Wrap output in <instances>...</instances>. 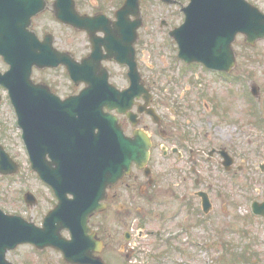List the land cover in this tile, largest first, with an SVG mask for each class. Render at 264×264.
I'll use <instances>...</instances> for the list:
<instances>
[{
    "label": "rangeland",
    "instance_id": "1",
    "mask_svg": "<svg viewBox=\"0 0 264 264\" xmlns=\"http://www.w3.org/2000/svg\"><path fill=\"white\" fill-rule=\"evenodd\" d=\"M81 1L86 3L85 0ZM116 1L111 0L110 4ZM176 2L165 4L159 0H142L143 25L136 44L139 67L148 81L154 83L155 97L167 103L164 107L165 113L169 114L168 108L173 106L176 113L179 109L186 114L183 123L188 124L189 121L190 130L199 134L197 147L206 145L203 139L209 134L212 143L223 144L236 155V163L241 170L235 168L225 174L212 163L207 175L214 187L211 197L215 207L209 217L201 221V216L193 215L190 224L184 225L187 228L184 231L180 229L182 221L176 227L167 224L173 228L171 241H162L161 237L165 235L166 229L161 231L160 237L141 238L133 252L134 256L129 259L125 256L129 248L122 238V228L116 225L114 219L123 215L122 207H119L116 215L114 212L100 214L99 236L105 242L102 251L104 262L264 264V219L251 212L252 201L264 200V171L261 172L259 168L264 159V96L259 102L263 111L262 115H259L262 120H259L252 111L254 99L248 94V84L252 78L260 77L264 82V75L261 74L264 72V42H258L253 47L245 45L240 39L234 42L238 61L231 75L241 74L243 80L238 82H229L228 78L224 81L216 79L199 64L184 67L176 56L177 50L173 40L167 35V30L182 23L183 13L180 8L181 5H186L188 0ZM89 6L90 8L83 7L96 8L95 3ZM36 21L35 27L53 33L58 48L72 51L77 56L87 47L82 34L77 30L55 24L46 15L38 17ZM112 66L115 74H120V66ZM35 76L48 83L57 82V91L62 94L72 90L61 68L36 73ZM0 94V142L20 167L12 176H0V207L6 212H19L31 219V208L25 207L22 195L25 191H35L42 196L44 188L36 176H32L20 131L15 124L14 111L3 92L0 91ZM205 100H221L225 108L224 116L212 110L210 121H207ZM193 125L196 128H193ZM203 161L204 158L199 162V167L206 166ZM217 190L221 191L219 198L216 196ZM41 201L42 205H46V198L41 197ZM42 205L36 209H41ZM151 228L161 229V226L155 222ZM112 229L114 232L111 234ZM7 258L14 264H67L61 259L58 251L51 248L39 254L35 253L29 244L17 246L7 254Z\"/></svg>",
    "mask_w": 264,
    "mask_h": 264
},
{
    "label": "flooded vegetation",
    "instance_id": "2",
    "mask_svg": "<svg viewBox=\"0 0 264 264\" xmlns=\"http://www.w3.org/2000/svg\"><path fill=\"white\" fill-rule=\"evenodd\" d=\"M45 1L47 3L45 8L33 17L30 25V29H34L40 38H43L47 31L35 27L36 18L40 15H46L52 20L55 19L52 11L53 0ZM85 1L89 5H94L95 3L96 8L89 9L90 6L85 2L75 0V8L79 13L88 15L102 13L110 19L114 18L116 7L115 3L110 4L111 0ZM246 1L264 11V0ZM83 6H88L89 8ZM142 13L144 12L142 11ZM55 22L58 25L75 30L71 26L64 25L57 20ZM76 30L82 34L81 37L87 47L79 52L77 56L72 51L70 53L81 59L89 53L91 45L88 34L84 30ZM95 34L99 37L103 36L100 31H96ZM238 36L242 37L243 40V35L238 34ZM259 42H264V40ZM136 44L134 60L141 78L138 84L143 85L146 92L139 93L130 101L117 98V96H112L111 94H108L107 98L98 100V103L102 104L103 112L115 116V120H107L105 116H99L101 118L98 124L101 131L98 128L94 130V139L97 142L95 146V168L91 172H84L78 181L72 179L61 168H59L60 172L54 174L53 171L56 165L51 163L52 157L50 153H72L77 151L80 126L71 117L66 119V112L71 111L68 108H73L72 101L66 99V97L79 93L85 87V84L70 82L69 86L72 87V90L62 94L57 91V82L48 83L35 76L36 73L51 69L35 68L32 73V78L35 82L46 83L50 88L49 90L61 100L47 99L45 105L49 106L45 109V113L50 116H53L50 113H55L56 115L54 116L56 118H50L46 123L45 133L32 137L33 147L37 150L41 148L36 144L37 138H46L44 141V148L47 151L46 177L51 183H45L37 179L43 186L44 191L42 196L36 194L34 190L35 193L31 191V221L41 225L43 218L57 208L53 219H51L53 224H58L59 221L56 219L65 214L88 215L89 226L94 231L95 237L100 238V214L114 212L116 215L120 210L119 207H122L123 215L114 219L117 222L116 225L122 228V238L128 245L129 251L125 254L128 259L136 249L139 239L152 236L160 237L161 231L166 229L165 235L167 238H165V235H162L161 238L162 241L168 242L173 237L171 235V230L173 229L171 226L176 227L182 221L180 229L184 231V229H187L184 225L190 224L193 215L201 216V221L202 218L206 220L209 217L215 207V202L211 197L214 187L209 182V176L207 175L212 163L215 168L222 169L225 174L230 173L235 168L241 170V167L236 163V155L232 154L227 146L217 144V142L212 143L209 134L203 139L206 145L197 147L196 140L199 139V134L190 130L189 121H187L188 124L183 123L186 114L182 110L178 109L176 113L173 106H169L168 110L170 113H165L164 107L167 106V103L163 99L155 97L154 90L156 89L154 83L152 82L151 84L148 81L139 67ZM102 50L104 51V47H102ZM235 56L237 62L238 57L237 55ZM102 63L106 66L108 83L119 90L125 89L129 84L128 67L114 61L103 60ZM113 64L120 66L122 70L120 74H115ZM201 68L221 81L228 77L225 72L213 73V71L203 66ZM63 70L65 71V69ZM261 74L264 75V72H261ZM63 75L66 77L65 73ZM242 77L241 74H237L232 76V81H241L243 80ZM250 82L255 84L254 91L256 93L253 95V108H255L256 104L260 105L259 102L264 96V82L261 81L260 77L252 78ZM170 100L171 102L173 101L172 99ZM218 101H204L207 121H210L212 110L216 114L224 116V105L221 100ZM81 103L82 101L79 102V107L76 110L81 109ZM112 104L118 106L116 108L119 110L117 111L115 107H108V105ZM257 112L258 114L259 112L263 113V111ZM193 128H196L195 125H193ZM68 137L70 140H68ZM145 140L150 142L147 159H143L140 152L135 153V156L131 155L132 147L137 148L139 146L142 148ZM110 149L111 155L108 157L112 159V163L110 166H104L102 162L106 157V152L110 151ZM225 152L234 160L230 170H226ZM203 158V162L206 163L204 168L199 167V162ZM127 161H129L128 165ZM31 172L32 176L37 177L35 171L31 170ZM197 192H205L210 200L207 213L203 211L201 196L199 197ZM216 196L219 198L221 191L217 190ZM41 197L47 199L46 205H42ZM41 205V209H36L37 206ZM155 222L161 226V229L156 228L153 230L151 228V225ZM113 232L114 229L111 230V234ZM61 233L69 236L66 230H62ZM103 245L105 247L104 242ZM33 251L36 253L35 248H33Z\"/></svg>",
    "mask_w": 264,
    "mask_h": 264
},
{
    "label": "water",
    "instance_id": "3",
    "mask_svg": "<svg viewBox=\"0 0 264 264\" xmlns=\"http://www.w3.org/2000/svg\"><path fill=\"white\" fill-rule=\"evenodd\" d=\"M42 2L43 0H0V55L11 65L0 82L8 88L10 99L16 107L18 122L23 131L22 138L25 141L30 162L31 131L41 134L45 123V106L31 98L32 83L29 79L31 67L33 65L57 66L63 63L74 80L78 81V78L83 76L89 82L90 86L81 91L79 95L72 97L71 100L74 104L77 99H84L82 104L84 128L83 135L79 138V156L77 158L75 153H71L67 159V164L72 169L70 171L76 178L81 179L82 174L93 171L96 164L95 146L97 142L94 139L93 127L90 125L96 121L95 113L98 109L95 98L100 92L92 83L94 82L93 72L98 66L101 55L98 52L97 42L93 41L91 54L82 59L81 63L76 62L66 53L57 52L51 46L50 39L38 42L34 35L27 31V26L30 23V16L42 8L44 3ZM53 7L55 16L59 20L72 22L74 26H78L76 25L78 17L71 0H55ZM183 11L185 13L184 23L175 28L171 34L178 44V56L185 62L200 61L211 68L229 70L234 61L231 41L237 32L244 33L246 42L251 44L255 39L264 36V13L243 0H190ZM129 14L138 15V0H126L117 12L119 26L115 35L118 40L126 43V49L124 48L123 55L116 56V59L130 65L129 75L133 80L132 86L126 91H115L120 98H131L137 91H140L136 82L139 76L132 60L133 53L130 51V44L135 40L136 28L141 22L140 19L128 22ZM122 29H124L123 32H121ZM116 55H118L117 52ZM102 80L106 82L105 75ZM146 148V143L142 148L139 147L144 159ZM136 151L137 148L133 146L132 153L135 154ZM109 155H111V149L106 152V157L102 162L104 166H110L112 163ZM32 160L42 165L43 168H47L46 161L42 160L41 155L34 154ZM59 161L61 162L60 159ZM17 168V164L9 158L0 145V172L13 173ZM37 171L42 178L46 179L40 168L37 167ZM53 172L54 174L60 172L57 165ZM202 195L203 203L207 208L208 198L205 194ZM253 210L264 214V202L254 203ZM52 216L53 212L47 215L44 226L40 228L21 217L8 216L0 211V264H11L4 258L5 251L24 242L33 243L39 248L53 246L61 250L64 258L70 263L104 264L100 257L93 255L94 250H100L101 241L95 240L93 233H87L90 231L86 225L87 216L76 219L80 223H75L76 228L69 224H60L51 230L48 223ZM66 221L72 222L70 219ZM62 227L69 228L71 239L60 235L59 230Z\"/></svg>",
    "mask_w": 264,
    "mask_h": 264
}]
</instances>
